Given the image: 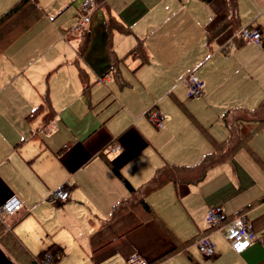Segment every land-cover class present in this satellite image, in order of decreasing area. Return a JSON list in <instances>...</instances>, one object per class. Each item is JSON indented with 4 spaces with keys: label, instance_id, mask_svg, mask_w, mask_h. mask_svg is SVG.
I'll use <instances>...</instances> for the list:
<instances>
[{
    "label": "crops",
    "instance_id": "0c3cea01",
    "mask_svg": "<svg viewBox=\"0 0 264 264\" xmlns=\"http://www.w3.org/2000/svg\"><path fill=\"white\" fill-rule=\"evenodd\" d=\"M16 1L0 0V14ZM31 1L47 24L28 26L0 52V206L12 197L21 202L0 220V264H26V255L46 251L55 264H125L133 252L147 264H264V125L200 181L170 180L147 194L150 212L110 166L138 187L161 166L195 165L212 142L228 138L223 114L264 99V48L237 40L224 55L220 47L247 24L264 46V0L237 2L236 22L220 33L226 0H101L89 16L100 11L105 28L111 15L129 32L113 30L108 52L101 42L82 56L78 37L93 24L70 30L77 6L65 26L73 0ZM111 57L117 64L108 71ZM190 72L204 82L193 99L181 81ZM152 106L165 116L162 130L148 118ZM113 141L121 149L110 151ZM61 184L69 198L49 201ZM122 200L129 205L115 211ZM216 205L250 222L256 237L242 253L222 236L212 256L196 248V235L215 233L206 212ZM8 234L26 255L8 249Z\"/></svg>",
    "mask_w": 264,
    "mask_h": 264
},
{
    "label": "trees",
    "instance_id": "16d2710c",
    "mask_svg": "<svg viewBox=\"0 0 264 264\" xmlns=\"http://www.w3.org/2000/svg\"><path fill=\"white\" fill-rule=\"evenodd\" d=\"M100 1L101 0H95L96 3ZM202 1L210 2L212 0H202ZM229 3L232 4L231 9L229 8ZM229 3L226 1V8L228 14L226 15L225 19L227 20H224L225 23L223 22L221 27L219 26L218 29H215L216 30L215 33H220L227 25L231 24L232 21H234V23L236 22V20H234L233 17L236 19L237 1L229 0ZM35 9L36 7L31 0H18L6 11L0 14V52L3 51V49L13 39L19 36L29 26V24H31L32 21L38 16ZM232 11H234V13H232ZM16 17L19 18L22 17V18L18 19ZM105 29L107 32V41H106V45L108 47L107 52L108 50H110L109 46H110L111 34L113 30L129 32V28L127 26H124L121 22H119L111 15H107L106 17ZM212 37L213 35H210V38ZM89 40H90V36L89 33L86 31H84L78 37L77 51L79 56H82L83 53L86 51L87 46L89 44ZM136 49L139 52L142 51L140 43L137 44ZM116 64H117L116 61L112 58L110 68L108 71L113 69V67H115ZM80 76L83 80L84 76L81 72H80ZM83 81L85 83V79ZM231 112H234L233 115H230ZM243 114L250 117V119H243L241 117H238V116H242ZM233 120L238 124H244V125H246V123H253V125L250 127L251 129L249 131L247 138L242 137L239 134L238 137L233 136V125H232L234 124ZM223 121L229 130L228 138H226L224 141L219 143L212 142V147H213L212 150L208 153L203 154L201 158L198 160V162L193 166H181L177 168H174L169 165L161 166L154 171L152 176L144 184L138 187L132 186L125 178H123L117 167L110 165L111 169L114 172V174L123 181L126 189L129 191L130 194L133 195L137 193V198H139L138 203H141L142 207L145 210H147V212H150L151 211L150 207L144 200L147 194L159 188L161 185H163L164 183L170 180L181 179L192 183L198 182L204 178L206 171L210 167L216 165L219 162L229 160L231 156L238 149L244 146L247 143L250 136L255 131L259 130L261 126L264 125V99L261 102H259V104L253 109L234 108L227 110L223 114ZM203 133L206 134V131L203 130ZM108 163L110 164L109 161ZM184 174L188 175L189 177L187 178ZM261 199H264V196L260 198V200ZM129 203H130L129 200L126 201L122 200L114 206V210L117 211L124 207H127L126 204L129 205ZM2 229H3V224L0 222V230ZM203 232H207V231H203ZM198 235L195 236L193 241H195ZM4 238L8 249L14 253L18 252V258L20 257L21 254L24 255L27 254L26 251H24L22 244L17 240L15 236H13V234L5 235ZM174 250L175 248L170 250L169 253L173 252ZM40 257L38 256L36 258H31L28 255H26V259H27L26 264H40Z\"/></svg>",
    "mask_w": 264,
    "mask_h": 264
},
{
    "label": "built area",
    "instance_id": "2783aa9c",
    "mask_svg": "<svg viewBox=\"0 0 264 264\" xmlns=\"http://www.w3.org/2000/svg\"><path fill=\"white\" fill-rule=\"evenodd\" d=\"M94 5V0H83L78 5V19L72 25L73 29L80 32L84 28L85 24L90 20L89 14ZM238 33L245 42L260 44L263 39V35L258 28L244 26ZM229 46L234 47L235 43L230 41L227 46L224 45L222 47L224 55L229 53ZM181 81L186 87L188 97H199L203 94L204 82L192 72L184 75ZM147 115L157 129L164 127L165 116L160 109L152 106ZM117 149H121L120 143L117 141L111 142L109 150L115 151ZM69 192L70 187L68 184H61L49 192L47 199L52 202L61 203L69 198ZM20 207L21 202L17 198H9L0 206V220L18 211ZM206 224L211 230L219 233L228 242L233 252L238 254L246 250L256 237L245 214H238L229 218L219 205L210 206L207 209ZM194 243L204 256H212L214 254V246L207 232H201ZM40 264H55V258L50 251L42 253ZM125 264H147V262L138 253L133 252L126 258Z\"/></svg>",
    "mask_w": 264,
    "mask_h": 264
},
{
    "label": "rangeland",
    "instance_id": "374dc122",
    "mask_svg": "<svg viewBox=\"0 0 264 264\" xmlns=\"http://www.w3.org/2000/svg\"><path fill=\"white\" fill-rule=\"evenodd\" d=\"M55 0H47V4L48 3H53ZM83 0H73L70 4H69V6H68V8L66 9V11H65V13L63 14V20L65 21V26H69V25H71V23H72V20H73V16L75 15V13H77V9H76V7L82 2ZM95 1V0H94ZM228 3H229V0H226ZM240 0H237V2H239ZM99 3V2H98ZM41 4H42V2H41ZM95 4H96V2H95ZM42 5H44V4H42ZM46 5V4H45ZM95 6V5H94ZM231 7H232V4H230L229 3V8L231 9ZM232 13H234V11H232ZM16 18H18V19H21L22 17H16ZM41 18H42V16L41 15H38L34 20H33V23H31V24H29V27H32V28H41L42 27V25L41 24H47L46 23V21H41ZM233 19L234 20H236L234 17H233ZM55 23H57V22H55ZM231 23H234V21H232ZM74 24V22L72 23V25ZM89 24L91 25V24H93V26H92V28H91V34H90V32H89V36H90V40H89V44H88V46H87V49H88V47H90V46H99V45H101L102 43L101 42H103L104 44H103V47H104V45H105V43H106V32H105V28H104V25H103V18H102V14H101V12L100 11H93L92 12V14H91V16H90V20H89V22H88V27H89ZM86 25V26H87ZM220 26H222V24L220 25ZM244 26H247V27H249V28H255V27H251L250 25H242V26H239L238 28H236V30L233 32V34H232V36H231V38L229 39V40H227V42H225L224 44H222L221 45V47H220V49L222 50V47L225 45V46H227L228 45V43L230 42V41H233L235 44H236V41L237 40H240V41H242V42H245L240 36H239V30L242 28V27H244ZM84 29V28H83ZM82 29V30H83ZM70 30L72 31V32H76V33H78V31H76L75 29H73L72 27L70 28ZM81 30V31H82ZM80 31V32H81ZM87 32V31H86ZM104 38V39H103ZM102 39H103V41H102ZM260 45L264 48V46H263V43H262V41H261V43H260ZM229 48V50L231 49V48H234V47H228ZM103 49V48H102ZM186 91V90H185ZM187 96V95H186ZM187 98H190V97H187ZM191 99H193V98H191ZM190 102H192V103H195V104H198L197 103V101H193V100H191ZM149 111V110H148ZM148 111H147V113H148ZM178 112H180L179 114H180V116H183V118H185V121H187V122H189L190 123V121L182 114V112L180 111V110H178ZM195 113V112H194ZM233 113L234 112H231L230 113V115H233ZM241 113V112H240ZM242 114V113H241ZM238 117H241V118H243V119H250V117H248V116H246L245 114H243L242 116H238ZM252 117V116H251ZM233 122H234V124H232L233 125V136H235V137H238V134L240 135V136H242V137H245V138H247V136H248V134H249V131H250V129L251 128H249L248 126H246V125H244V124H238V123H236L234 120H233ZM191 124V123H190ZM192 125V124H191ZM160 130V129H159ZM162 130V129H161ZM211 238V241H212V243H213V246L215 247V245H214V240L216 239V238H219V239H221V235H219L217 232H215V233H213L212 234V236H210ZM225 240V239H224ZM225 242H227L226 240H225ZM227 244H228V242H227ZM229 245V244H228ZM230 246V245H229ZM197 248V247H196ZM231 248V247H230ZM200 255V254H199ZM201 256V255H200Z\"/></svg>",
    "mask_w": 264,
    "mask_h": 264
},
{
    "label": "bare ground",
    "instance_id": "6f19581e",
    "mask_svg": "<svg viewBox=\"0 0 264 264\" xmlns=\"http://www.w3.org/2000/svg\"><path fill=\"white\" fill-rule=\"evenodd\" d=\"M198 249V248H197ZM44 253V252H43ZM203 255V254H202Z\"/></svg>",
    "mask_w": 264,
    "mask_h": 264
}]
</instances>
